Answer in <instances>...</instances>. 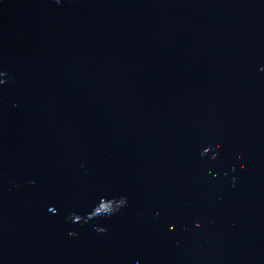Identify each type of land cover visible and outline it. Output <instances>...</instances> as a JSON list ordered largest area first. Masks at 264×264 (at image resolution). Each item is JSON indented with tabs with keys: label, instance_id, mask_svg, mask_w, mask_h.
<instances>
[{
	"label": "water",
	"instance_id": "water-1",
	"mask_svg": "<svg viewBox=\"0 0 264 264\" xmlns=\"http://www.w3.org/2000/svg\"><path fill=\"white\" fill-rule=\"evenodd\" d=\"M0 264H264V0H0Z\"/></svg>",
	"mask_w": 264,
	"mask_h": 264
}]
</instances>
